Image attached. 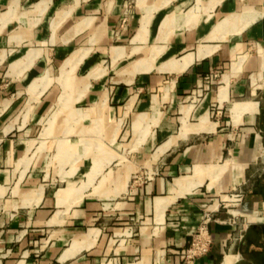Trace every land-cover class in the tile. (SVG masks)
<instances>
[{
    "label": "crops",
    "instance_id": "obj_1",
    "mask_svg": "<svg viewBox=\"0 0 264 264\" xmlns=\"http://www.w3.org/2000/svg\"><path fill=\"white\" fill-rule=\"evenodd\" d=\"M258 215L264 0H0V264H264Z\"/></svg>",
    "mask_w": 264,
    "mask_h": 264
},
{
    "label": "built area",
    "instance_id": "obj_2",
    "mask_svg": "<svg viewBox=\"0 0 264 264\" xmlns=\"http://www.w3.org/2000/svg\"><path fill=\"white\" fill-rule=\"evenodd\" d=\"M216 76V74H214ZM212 75L207 80L212 79ZM229 199L223 204L227 208V223L230 226L233 240H240L243 232L248 225V221L245 218L246 215L241 211V203L243 199V193L241 191H234L229 194ZM259 220L264 221V215H258ZM212 220L210 212H203L202 220L197 228V231L192 236V239L188 247L183 252L185 262H190L195 258L206 255L211 244V236L208 231V223Z\"/></svg>",
    "mask_w": 264,
    "mask_h": 264
},
{
    "label": "rangeland",
    "instance_id": "obj_3",
    "mask_svg": "<svg viewBox=\"0 0 264 264\" xmlns=\"http://www.w3.org/2000/svg\"><path fill=\"white\" fill-rule=\"evenodd\" d=\"M62 117H63L62 114H58L57 118L54 121V124H62ZM70 124H80V122H78L77 120L76 121L71 120ZM148 175L149 174L147 172L145 174L143 171L138 172L135 174L134 181L141 182L143 178L147 177Z\"/></svg>",
    "mask_w": 264,
    "mask_h": 264
},
{
    "label": "bare ground",
    "instance_id": "obj_4",
    "mask_svg": "<svg viewBox=\"0 0 264 264\" xmlns=\"http://www.w3.org/2000/svg\"><path fill=\"white\" fill-rule=\"evenodd\" d=\"M72 55H74V54H72ZM189 56V55H188ZM194 58V57H193ZM191 61H192V58L189 56V57H184L183 59H182V63H181V69H183L184 67H186L189 63H191ZM69 84H71V83H69ZM63 102L61 101L59 104H62ZM53 124V123H52Z\"/></svg>",
    "mask_w": 264,
    "mask_h": 264
}]
</instances>
